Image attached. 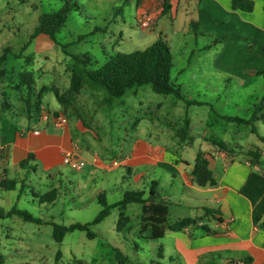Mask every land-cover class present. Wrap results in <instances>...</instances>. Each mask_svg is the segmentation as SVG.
<instances>
[{
  "label": "rangeland",
  "instance_id": "obj_1",
  "mask_svg": "<svg viewBox=\"0 0 264 264\" xmlns=\"http://www.w3.org/2000/svg\"><path fill=\"white\" fill-rule=\"evenodd\" d=\"M141 3L140 0H78L80 9L71 12L68 21L56 35L60 44L48 48L45 53L47 58L38 61L36 69L35 57L31 53L35 48L36 37L31 38L32 34L39 25L40 15L58 11L63 6V1L0 0V57L3 54L6 57V60L0 63V86L1 83L7 86L3 94L0 89V106L2 104L9 108L12 106V100L16 99L22 102L23 108L27 106L26 109L30 110L31 107L25 103L29 98V89L24 85V78L28 72L33 73L32 69L37 73L48 71L54 80H57V76H62L67 81L58 83L59 90L67 94L66 100L61 104L54 92H45L41 100L49 110L44 109L39 115L44 117L46 114L54 119L55 115H51V111L60 108L57 111L60 113L59 116H64L67 123L71 121L75 126L71 128L74 143L93 147V151H89L90 154L93 155L94 150H97L101 163L105 165L103 168L109 167L115 159L120 162L136 146L137 136H132L131 133L137 128L141 118L145 117L148 123L164 124L162 122L171 118L169 113L179 114L177 106L172 104L178 100L173 94L155 92L151 85L131 88L123 97L111 99L105 88L95 86L89 81H86L80 93L70 92L68 81H71L72 72L83 69V64L78 63L73 56H90L91 67L96 68L117 51L129 53L145 49L162 38L169 43L174 56L171 81L180 87L183 95L180 102L184 110L180 113V118L186 117V101L193 98V102H196L193 103L195 131L203 134L207 132L200 123L204 120L208 124L214 123L212 131L215 134L210 137L224 140L231 145L239 140L238 137H243L246 146L255 144L257 135L252 133L250 126L229 123L220 116L251 117L255 103L264 95V75H248L246 71L241 74L234 70L227 72L217 62L223 45L214 44L206 47L212 44L214 37L207 34L196 35L188 30V25L181 16L176 20L163 17L157 25L150 16V26H141L137 19V7ZM232 63L233 60H229V64ZM61 67L63 70L58 71ZM179 70L184 71L179 74ZM138 101H143V106H139ZM160 106L163 108H159ZM16 110L21 111L19 108ZM78 124L87 130L86 133L79 131ZM225 125L230 127L228 132L223 130ZM139 133L142 134V131L139 130ZM178 134L180 135V131ZM179 140L180 143L185 141L181 138ZM150 141L155 143L156 139ZM196 153L195 142L188 149L187 159L193 161ZM89 168L90 162L87 160L80 170H74L67 165L62 166L59 169L62 188L58 189L55 197L53 196L54 199L51 197L49 201L42 203L37 201L36 204L42 207L35 215L41 218L49 216V219L56 216L59 221H66V225L85 223L84 221H92L102 209V205L89 195L91 192L86 195L85 191L90 188L93 190L94 186L96 190L105 189L107 198L114 201L117 197L122 198L121 187L126 190L132 189L129 184L131 182L134 184V180L129 184L122 182L121 178L117 177L119 171L116 169H102L94 175H89ZM148 172L154 176L152 167ZM156 172L155 178L146 182L144 186H139V189L146 190L147 197L151 195V189H154L168 202L171 206L168 221L171 223L184 217H193L196 210L176 206L171 196L172 194L181 196L182 184L176 181L173 185L170 177L163 176L161 168L156 167ZM124 175L129 177L126 170ZM31 176L29 185L39 182L37 177L32 174ZM39 177L43 178L47 186L49 185L45 188L46 192L51 189V184L58 183L56 178L48 180L40 173ZM28 193L31 199L30 190ZM41 196L39 195V199ZM85 199L90 202L80 209ZM23 205L31 208V205L24 203ZM124 213L130 218L123 224L127 228L126 231L117 233L115 227L120 218V209L116 207L111 209L109 216L102 222L90 226L91 232L95 234V238L92 239L87 237L86 231L75 230L67 233L64 243H59L53 236L51 224L34 222H27L25 225L27 230H22V233L27 239L32 238L44 244L43 249L37 251L40 254L31 255L33 259H38L39 264H56V254L59 250L65 253L63 264H118L116 250L128 255L136 264H154L157 261L175 264L170 260L176 259L175 255L170 258L168 253H162L163 258L160 259L158 247L155 246L156 242H161L167 248L173 249L172 238L166 237L158 241L142 240L138 238L140 234L130 233L131 229L138 230L140 225H143L141 217L143 204H129ZM197 214L203 215L204 212L197 210Z\"/></svg>",
  "mask_w": 264,
  "mask_h": 264
},
{
  "label": "crops",
  "instance_id": "obj_2",
  "mask_svg": "<svg viewBox=\"0 0 264 264\" xmlns=\"http://www.w3.org/2000/svg\"><path fill=\"white\" fill-rule=\"evenodd\" d=\"M140 1L142 3L137 7L139 22L141 16L145 14H150L156 25L163 17L176 20L181 16L188 25V30L193 33L195 32L192 30L191 24L193 21L197 22L200 26V34L214 37L212 44L208 47L214 46V44L223 45L217 62L227 72L234 70L242 74L246 71V74L249 75L264 70V0H253L255 5L252 12L233 9L232 0H169L171 9L166 15H162L164 0ZM161 4L162 6H160ZM53 47H55V43L47 35L40 34L36 37L35 48L31 52L35 57L36 69L38 61L47 58L45 53L48 48ZM193 52L192 50V56ZM229 60H233L232 65L229 64ZM237 60L238 63H236ZM230 66L234 68L231 69ZM60 70H63V67L58 69V71ZM183 71L179 70L178 73ZM32 72L35 80L32 100H41L42 94L52 91L54 86L59 88L58 83L67 81L60 75L57 76V80H54L48 71L37 73L32 69ZM70 83L69 80V86ZM1 84L0 89L3 94L7 86ZM25 86L29 88L28 85ZM177 100L172 104L177 106L179 114L169 113L171 118L162 122L164 124L148 123L145 117L141 118L137 128L131 133L132 136H137L135 137L136 146L132 152L126 154L120 162L115 159L112 165L106 168H103L105 165L101 163L97 150H94V154L91 155L89 151H93V147H84L74 143L71 129L74 125L71 121L70 123L65 121L59 125L52 117L46 120L42 115H39L44 109L49 110L42 100L39 112L34 106L30 110L26 109L27 106L23 108L22 102L16 101V99L12 100V106L9 108H5V105L1 104L0 182L14 180L15 184L12 189H6L0 185V264H39L38 259H33L31 255L40 254L37 251L43 249L44 244L23 236L22 230H27L25 225L30 221H25L19 214L9 212L15 208L28 211L36 216L35 213L42 207L36 204L37 201L42 203L39 195L62 188L59 169L66 165L63 162L66 153H72L77 159L89 161V175H94L102 169H116L119 171L117 177L121 178L122 182L129 184L131 180H134V184L133 182L129 184L132 189L120 188L122 198L125 192L132 190L144 191L145 197H147L146 190L139 189V186H144L146 182L155 178L156 167L162 169L163 176L171 178L173 185L176 181L182 184L181 196L175 194L171 196L176 206L196 210L192 218H195L197 222L181 231H166L165 236L161 239L172 238L174 240L173 249L167 248L164 243L156 242L157 245L155 243L159 253H168L170 258L175 255L176 259H170L175 264H227L236 261H239L238 264H264V119L256 122L262 139L254 133L257 135V142L250 146L245 145L243 137H238L239 140L234 142V145L223 140L227 145V149L224 150L209 140L210 136L215 134L212 131L214 123L208 124L201 120L200 123L207 132L203 134L195 131L193 104L186 105V117L183 116L184 119H181L180 113L184 109L180 102L181 99L177 98ZM137 103L139 106L144 104L143 101ZM163 106L159 108H163ZM59 109L50 110L51 115L59 116L60 113L57 112ZM185 119L190 120V128L185 141L180 143L178 132L181 130L182 124L184 125ZM77 128L82 133L87 131L79 124ZM229 128L225 125L224 132H228ZM139 130L142 131V134L139 133ZM151 139H156L155 143L151 142ZM195 142L197 153L202 151L208 160L216 180L215 185L200 186L195 181L192 171L197 153L193 161L186 157L189 147ZM251 152H256L257 156ZM29 156L32 158L26 164L21 165V162ZM151 167L154 176L148 172ZM125 170L129 175L128 178L124 175ZM39 173L45 175L48 180L56 178L58 183L51 184V189L46 192L45 188L49 185L47 186L43 178L39 177ZM31 174L37 177L39 182L29 185ZM95 188V186L93 190L90 188L85 191V194L91 192L89 195H92L93 200L99 204V196L102 194L108 204L117 203L122 199L117 197L114 201H110L105 189L96 190ZM28 190L32 193L31 199ZM148 197L150 198L149 204H168L163 197H160L159 193L155 192ZM158 199L162 201H158ZM89 202L90 200H83L80 209ZM23 203L31 205L32 209L25 207ZM169 207L170 213L171 206L169 205ZM197 210H203L204 214L198 215ZM51 218L44 216L41 218L43 223L40 224L66 225V221H59L56 216ZM168 224L171 222L168 221ZM115 228L117 233H122L127 229L124 225L119 227L118 223ZM131 232L135 235L140 234L138 238L142 240L158 241V239L151 238V228L144 229L140 225L138 230L131 229ZM64 239L62 243H64ZM132 250L134 249L132 248ZM64 258L63 251L60 256L56 254V264H63ZM133 264L136 263L133 262Z\"/></svg>",
  "mask_w": 264,
  "mask_h": 264
},
{
  "label": "trees",
  "instance_id": "obj_3",
  "mask_svg": "<svg viewBox=\"0 0 264 264\" xmlns=\"http://www.w3.org/2000/svg\"><path fill=\"white\" fill-rule=\"evenodd\" d=\"M253 0H232L233 9H240L245 12H252L254 9ZM77 0H63V6L58 11L50 13H43L39 17V25L35 28L31 38H35L40 34L47 35L55 44H60L57 40V33L66 24L69 16L73 10L78 9ZM171 9V3L169 0H164L162 15L169 13ZM192 30L196 34H200V26L197 22L193 21L191 24ZM98 30V29H97ZM208 47V46H207ZM78 63L83 64L81 71L74 70L71 76L70 92L80 93L86 81L97 86L100 85L105 88L109 94V98H121L126 92L137 86L151 85L152 89L160 94H173L179 99H183V95L179 86L171 81L172 70L174 66V56L171 51L169 43L162 38H159L154 43L147 46L145 49L135 50L129 53L117 51L113 55L108 56L105 62L99 67H91V57L84 55L83 57L73 56ZM6 57L3 54L0 57V63L5 61ZM257 74H264L263 71L257 72ZM34 78L32 73L28 72L24 78V84L29 86V98L26 100L28 107H35L40 111L41 100L32 102L34 96ZM46 89V88H45ZM54 92L59 103H63L67 94L61 93L59 88L53 87ZM187 104L192 105L193 100H187ZM203 104V103H202ZM227 122H233L239 125H247L251 127L252 133L257 134L261 139L256 122L260 119H264V95L254 105V111L251 117L244 118L239 116H220ZM190 120H184V126L180 130V138L185 140L186 135L189 132ZM209 140L226 150V143L218 138L210 137ZM257 156L256 152H251ZM32 158V156H31ZM29 158L23 160L21 165L28 162ZM192 174L195 181L200 186L215 185L213 172L209 167L208 160L202 151H198ZM15 182L14 180H3L0 185L6 189H12ZM57 191L55 189L47 192L40 197V201H49V198L55 197ZM155 190L151 189V194H154ZM54 197L52 199H54ZM102 209L96 215V217L87 223H73L70 225L53 223V236L59 243L63 241L67 233L81 230L86 231L89 238H94L95 234L91 232L90 226L100 223L107 216H109L111 209L118 207L120 209V218L118 220V226L121 227L128 217L125 216L124 209L127 205L132 203L143 204V216L142 228L152 229V239H161L165 236L167 230L181 231L197 222L195 218L185 217L174 223L168 224L169 205L166 203H148L149 197H145L144 191H127L123 198L114 204H108L105 196L102 194L99 196ZM9 213H16L23 217L25 221L43 223V219L38 218L28 211L19 209H13ZM117 251L118 264H133L127 255L122 251ZM57 255H61V250L57 252ZM159 258L162 259V252L159 253ZM157 264H163L157 262Z\"/></svg>",
  "mask_w": 264,
  "mask_h": 264
},
{
  "label": "built area",
  "instance_id": "obj_4",
  "mask_svg": "<svg viewBox=\"0 0 264 264\" xmlns=\"http://www.w3.org/2000/svg\"><path fill=\"white\" fill-rule=\"evenodd\" d=\"M140 24L143 27L150 26V24H151L150 15L149 14L143 15L141 20H140ZM45 115L43 118L47 120L49 118V115L48 116L47 115L45 116ZM54 119H55V122L59 125L65 123V121H66L65 117L62 115L58 116L57 118L54 116ZM63 162H64V164H66L67 166H69L70 168H72L74 170H80L85 165L84 160L75 158L72 153H66L63 157ZM238 263H239V261L228 262L227 264H238Z\"/></svg>",
  "mask_w": 264,
  "mask_h": 264
}]
</instances>
